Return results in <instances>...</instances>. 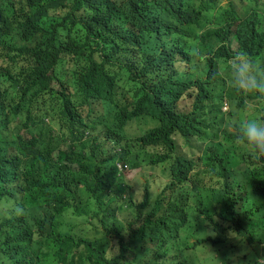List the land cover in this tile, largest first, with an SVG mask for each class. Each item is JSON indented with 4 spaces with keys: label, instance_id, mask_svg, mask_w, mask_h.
I'll list each match as a JSON object with an SVG mask.
<instances>
[{
    "label": "trees",
    "instance_id": "trees-1",
    "mask_svg": "<svg viewBox=\"0 0 264 264\" xmlns=\"http://www.w3.org/2000/svg\"><path fill=\"white\" fill-rule=\"evenodd\" d=\"M238 53L264 67V0H0V202L26 210L0 212V264L264 257V157L249 164L235 139L264 99L247 113L214 76ZM139 118L156 125L130 139ZM129 158L169 164L171 192L146 185L136 203L118 168ZM200 175L215 180L203 194Z\"/></svg>",
    "mask_w": 264,
    "mask_h": 264
},
{
    "label": "clouds",
    "instance_id": "clouds-1",
    "mask_svg": "<svg viewBox=\"0 0 264 264\" xmlns=\"http://www.w3.org/2000/svg\"><path fill=\"white\" fill-rule=\"evenodd\" d=\"M194 54L199 55L200 53L197 51ZM214 76L216 79L222 80L229 88L234 89L246 100L252 99L254 97H259L264 99V67L255 64L252 60L248 59L247 56L243 53L236 54L226 63L218 61L215 65ZM134 120H145V119L139 118ZM155 125L156 124H154V126ZM126 135H127V128H126ZM235 139H236V143H238L243 148H245L253 159L264 157V119H257L252 117H246L242 119L239 123L238 132ZM121 144L111 145L110 147L114 151L119 152L122 150V148L127 147V142H126L125 147L116 150L115 146H120ZM125 163H129L130 165V158L128 162H121L118 164V168L120 170L123 179L124 177L122 172L129 169L128 165ZM162 165H166V164H162ZM125 182L128 183L127 181ZM199 193L203 194V187H200ZM25 211H26L25 208L20 204H16L14 206L9 207L6 202H0V212H3L5 214H11L20 217L25 215ZM230 236H233V233H230ZM243 254L244 253H241L240 255ZM262 259H264V257L256 258V264H260ZM239 264H243V262H239Z\"/></svg>",
    "mask_w": 264,
    "mask_h": 264
},
{
    "label": "rangeland",
    "instance_id": "rangeland-1",
    "mask_svg": "<svg viewBox=\"0 0 264 264\" xmlns=\"http://www.w3.org/2000/svg\"><path fill=\"white\" fill-rule=\"evenodd\" d=\"M245 105L243 110L247 113H250L254 107L258 104V102L254 99H245ZM180 109L183 111H189L191 109V106L193 105V100L191 97H186L179 103ZM228 109L227 105H224L223 111H226ZM154 127L153 123L146 122L145 120H134L129 124L127 127V135L130 139H134L136 137L142 136L148 129ZM232 132H235L234 129H232ZM177 140L181 144L182 151L186 152L188 154L192 153V150L187 147L184 144V141L177 137ZM239 145V144H238ZM126 146V142H123L120 146H115L116 150H119L122 147ZM241 146V145H239ZM239 152V151H238ZM242 153L246 156L247 159H249V164H252L254 162H258L257 159H253L252 157H248V151L244 149ZM195 156H197V153H195ZM128 165L129 169L122 172L123 177L125 181L131 184L134 192V200L136 203H140L143 199V191L146 185H149L152 192L154 199L157 198L159 194L167 190V193H170L171 190L168 189V186L171 182V178L168 174V168L169 164L166 165H159V166H148L143 163L142 167L139 169L132 170L129 163H125ZM124 165V164H122ZM202 169V168H200ZM200 178H202V183L200 184V187H209L215 185V180L210 179L208 176L200 175ZM17 181H15V184ZM188 189L190 191L193 190V184L190 183L188 185ZM116 206H123L122 210L119 212V216L124 220H130L132 219L133 211L130 208H126L123 203H117L113 205ZM65 229L69 230V227H66ZM257 230L256 232H258ZM72 235L76 238L79 237H85L88 234V230L86 226H76L71 228ZM264 247V244L262 245ZM256 250H259V247L255 246ZM262 263H264V259L262 260Z\"/></svg>",
    "mask_w": 264,
    "mask_h": 264
}]
</instances>
